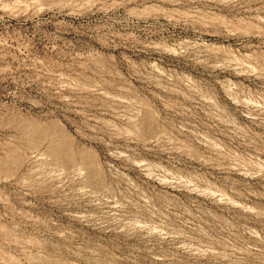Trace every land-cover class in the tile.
Instances as JSON below:
<instances>
[{"label": "rangeland", "instance_id": "1", "mask_svg": "<svg viewBox=\"0 0 264 264\" xmlns=\"http://www.w3.org/2000/svg\"><path fill=\"white\" fill-rule=\"evenodd\" d=\"M0 264H264V0H0Z\"/></svg>", "mask_w": 264, "mask_h": 264}]
</instances>
